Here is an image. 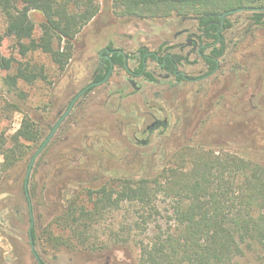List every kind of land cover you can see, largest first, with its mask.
I'll return each mask as SVG.
<instances>
[{"label": "rangeland", "instance_id": "374dc122", "mask_svg": "<svg viewBox=\"0 0 264 264\" xmlns=\"http://www.w3.org/2000/svg\"><path fill=\"white\" fill-rule=\"evenodd\" d=\"M95 4L99 14L75 40L65 72L46 54L21 56L14 39L6 36V21L0 14V58L31 61L48 76L34 84L20 83L19 98L9 96L3 87L4 77L14 70L0 71V136H13L27 115L40 132V140L26 143L25 156L7 172H2L5 157L0 155V264H39L38 257L45 264H134L139 248L132 242L124 248L111 240L121 227L129 230L138 216L133 207L126 203L106 212L84 242L63 221L67 202H88L90 191L112 187L118 179H154L174 167L175 157L186 147L232 152L264 164V24L254 23L252 11L229 17L232 27L225 32L220 67L206 77L209 69L198 56V47L187 46L188 39L202 45L196 19L130 21L119 16L113 0ZM31 15L40 36L43 17L35 11ZM107 47L130 57L142 49L161 56H189L180 70L198 80L167 79L152 62L147 71L153 80L138 76L136 89L131 76L117 66L106 84L80 100L39 155L26 193L24 183L34 154L72 99L92 82L98 55ZM129 67L137 71L138 61H129ZM9 102L19 104L21 111H10ZM154 118L166 119L167 128L144 133ZM135 135L147 144L137 143ZM159 201L165 208L167 199L160 196ZM152 228L143 234L138 231V239L148 240ZM235 264L264 263L248 252Z\"/></svg>", "mask_w": 264, "mask_h": 264}, {"label": "trees", "instance_id": "16d2710c", "mask_svg": "<svg viewBox=\"0 0 264 264\" xmlns=\"http://www.w3.org/2000/svg\"><path fill=\"white\" fill-rule=\"evenodd\" d=\"M95 2L0 0V14L6 21L5 34L14 39L21 56L46 54L59 71L65 72L73 56L75 40L99 14ZM113 2L119 16L130 21L196 19L200 38L220 45L204 57L211 70L217 68L224 55L225 32L232 27L230 16L252 11L254 23L264 24V0ZM32 11L43 17L40 36L37 35ZM227 12L231 13L222 18L221 15ZM206 50L202 49V54ZM113 60L116 65L124 67L122 54H116ZM182 60L185 58L179 55L168 56L167 71L176 74L177 64ZM142 69L143 66L139 71ZM1 70H14L3 79V87L11 97L21 96L18 93L20 83L34 84L48 78L43 67L15 58L1 57ZM146 76L153 80L151 74ZM103 77L100 75L98 80ZM8 107L12 109L10 111H21L17 103L9 102ZM39 138L40 132L30 115L13 136L1 135L0 155L5 157L2 172L13 168L25 156L26 143H37ZM175 159L174 167L165 168L154 179L122 178L114 181L112 187L90 191L88 202L70 199L63 221L75 238L85 242L91 238L90 232L106 212L119 210L128 203L138 216L128 226V231L122 230L123 227L114 231L111 240L124 248H128L130 242L139 248L140 256L134 264H235L248 252L264 263V164L232 152H216L201 147H186ZM24 186L27 193L25 183ZM160 196L167 199L165 208L159 201ZM163 210L165 215H162ZM150 226H153L151 237L146 241L138 239L141 236L138 231L147 233ZM34 234L32 228V237ZM38 261L45 264L39 257Z\"/></svg>", "mask_w": 264, "mask_h": 264}, {"label": "flooded vegetation", "instance_id": "af4514ba", "mask_svg": "<svg viewBox=\"0 0 264 264\" xmlns=\"http://www.w3.org/2000/svg\"><path fill=\"white\" fill-rule=\"evenodd\" d=\"M201 37V36H200ZM199 37V39H200V41H201V43H202V45H197L198 44V41H193V40H191V39H188V41H187V46H197L198 47V49H197V54H198V56L199 57H201L202 59H203V61L206 63V65H207V67H208V69H209V72H208V74L207 75H204V76H206V77H208V76H210L212 73H214L215 71H217L218 69H219V67H220V63H219V61H218V65H217V68L215 69V70H211L210 69V65L205 61V59H204V57L205 56H208V55H210V53H211V51L213 50V48L215 47V46H218V47H220V45L219 44H217V45H214V44H212L213 43V41H212V43H210V44H204L203 43V40L204 39H207V38H204V39H201ZM209 47H212V50L210 51V53H208L207 52V50H208V48ZM206 49L207 48V50H206V52H204V54H202V49ZM116 54H122L123 56H124V67H122V68H124V70L127 72V74L129 75V76H131V78L129 79V81L133 84V86L136 88V89H139L138 87H137V81L135 80V78H137L138 76H141V77H143V76H145V77H147L146 75H147V73H148V68H149V65L152 63V62H155L156 63V65H157V67L159 68V69H161V70H163L165 73H166V78L168 79V77H174L175 79H176V81L177 82H183V81H192V82H194V81H197L198 80V78H190V77H188V75L185 73V72H183V71H181L180 70V67H181V65H183L184 63H186V62H188V60H189V56H183V55H180V54H167V55H165V56H161V54L160 53H156V52H151V51H148V50H146V49H142V50H140V51H138L134 56H132V57H130L127 53H125L124 51H122V50H120V49H111V48H109V47H107V48H105V49H103L102 51H101V53L98 55V57H99V60H100V62H99V64H98V67H97V69H96V71H95V73H94V76H93V79H92V82L90 83V84H88L87 86H89V85H91V84H94V86L93 87H91L89 90H87L79 99H78V101L76 102V104H75V106H74V108H73V110L75 109V107H77V105L79 104V102H80V100L85 96V95H87L88 93H90L93 89H95L96 87H99V86H102V85H104V84H106L109 80H110V78H111V76H112V74H113V71H114V69L118 66V65H116L115 63H114V60H113V57L116 55ZM174 55H179V56H182L183 58H185V60H182V62L181 63H179V64H177V67H176V74H172L171 72H168L167 71V61H166V59H167V57L168 56H170L171 58L174 56ZM132 59H135V60H137L138 61V66H139V69L136 71V70H132L130 67H129V61H131ZM161 60H165V62L163 63V62H161ZM220 60V59H219ZM109 62V70H107V65H108V62ZM141 66H143V69H142V71H139L140 69H141ZM150 74V73H149ZM100 75H103L104 77H103V79H101V80H98V77L100 76ZM109 75V78L107 79V81H105V82H103V83H101V84H99V85H95V84H97V83H100V82H102L107 76ZM148 78V77H147ZM136 82H135V81ZM151 80V79H150ZM86 86V87H87ZM86 87H84L83 89H85ZM82 89V90H83ZM92 89V90H91ZM81 90V91H82ZM91 90V91H90ZM80 91V92H81ZM79 92V93H80ZM78 93V94H79ZM77 94V95H78ZM76 95V96H77ZM75 96V97H76ZM74 97V98H75ZM74 98L72 99V101L74 100ZM72 101L70 102V104L72 103ZM70 104H69V106H70ZM69 106H68V108H69ZM67 108V109H68ZM72 110V111H73ZM67 111V110H66ZM65 111V112H66ZM72 111H71V113H72ZM64 112V113H65ZM70 113V114H71ZM69 114V115H70ZM64 115V114H63ZM62 115V116H63ZM61 116V117H62ZM61 117L58 119V121L61 119ZM69 117V116H68ZM67 117V118H68ZM66 118V119H67ZM65 119V120H66ZM155 119V118H154ZM65 120L63 121V123L65 122ZM58 121H57V123H58ZM56 123V124H57ZM62 123V124H63ZM55 124V125H56ZM61 124V125H62ZM55 125L52 127V129H51V131H50V133L52 132V130H53V128L55 127ZM61 125H60V127H61ZM167 126H168V121L165 119V120H157V119H155V121L151 124V125H149L147 128H146V130H144V133H147V132H153V131H157V130H160V129H162V127H164L165 129L167 128ZM60 127H59V129H60ZM59 129L57 130V132L59 131ZM57 132L55 133V135L57 134ZM50 135V134H49ZM48 135V136H49ZM55 135H54V137H55ZM53 137V138H54ZM48 138V137H47ZM46 138V139H47ZM53 138L51 139V141H53ZM134 138H135V140L137 141V143H142L143 145H146L147 144V142H148V140H139L138 138H137V135H135L134 136ZM45 139V140H46ZM45 140L43 141V143L45 142ZM50 141V142H51ZM50 142H49V144H50ZM42 143V144H43ZM41 144V145H42ZM48 144V145H49ZM41 147V146H40ZM101 152H103V151H101Z\"/></svg>", "mask_w": 264, "mask_h": 264}, {"label": "water", "instance_id": "95a60500", "mask_svg": "<svg viewBox=\"0 0 264 264\" xmlns=\"http://www.w3.org/2000/svg\"><path fill=\"white\" fill-rule=\"evenodd\" d=\"M263 10V9H260ZM231 12H227L221 15L222 18H225L227 15H229ZM109 78V75L100 83H97L95 85H99L105 81H107V79ZM94 84H91L89 86H87L85 89H83L72 101V103L70 104L69 108L67 109V111L64 113V115L61 117V119L58 121V123L55 125V127L53 128L52 132L50 133V135L48 136V138L45 140V142L41 145V147L37 150V152L34 154L29 169H28V173L26 176V189H28L29 186V179H30V175L31 172L33 170V166L37 160V158L39 157V155L44 151V149L48 146L49 142L51 141V139L54 137L55 133L57 132V130L59 129L60 125L63 123V121L69 116V114L71 113V111L73 110L76 102L78 101V99L87 91L89 90L91 87H93Z\"/></svg>", "mask_w": 264, "mask_h": 264}]
</instances>
